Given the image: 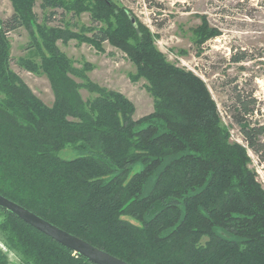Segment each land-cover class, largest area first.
Listing matches in <instances>:
<instances>
[{
	"label": "trees",
	"instance_id": "1",
	"mask_svg": "<svg viewBox=\"0 0 264 264\" xmlns=\"http://www.w3.org/2000/svg\"><path fill=\"white\" fill-rule=\"evenodd\" d=\"M9 1L12 15L0 18V193L131 264H264V185L249 152L262 155L264 126L251 123L253 93L232 99L229 117L243 142L235 141L204 78L171 62L119 0ZM59 10L63 18L89 13L92 34L70 20L50 25ZM19 27L40 56L19 64L48 77L52 105L11 67L8 33ZM221 33L203 16L195 42ZM71 39L124 52L136 65L131 79L147 81L153 111L134 118L130 98L89 78L90 64L78 69L58 45ZM64 149L78 155L64 157ZM0 217L2 242L18 264H96L6 208ZM7 261L0 249V264Z\"/></svg>",
	"mask_w": 264,
	"mask_h": 264
},
{
	"label": "rangeland",
	"instance_id": "2",
	"mask_svg": "<svg viewBox=\"0 0 264 264\" xmlns=\"http://www.w3.org/2000/svg\"><path fill=\"white\" fill-rule=\"evenodd\" d=\"M135 16L147 24L156 35V44L167 58L180 66L192 69L207 82L218 103L223 122L230 128L232 139L243 142L239 125L229 114L234 110L232 99L238 92L253 93L257 100L255 113L250 117L253 125L264 126V8L260 0H119ZM39 21L44 20L40 1L35 6ZM54 16L50 25H62L70 20L73 30L91 35L87 30L91 23L89 13L72 17L70 13L63 18L62 11ZM13 13L9 0H0V18L6 20ZM207 16L211 25L221 29V35L197 44L195 29ZM11 52V67L30 86L34 93L47 105L54 102V93L48 77L34 73L19 64L21 57L40 62L35 47L31 46L29 33L19 27L8 33ZM60 49L73 59L74 65L84 70L85 64L91 68L86 75L93 81L124 93L135 105L134 118L153 111L154 99L146 88L147 81L131 79L136 73V65L120 49L109 42L102 44L103 50L87 42L71 39L64 43L58 41ZM244 53L246 59L232 62L231 55ZM84 82L80 76H74ZM84 99L92 94L81 88ZM264 140V139H263ZM251 166L256 169L258 179L264 185V150L257 155L249 149ZM64 157H75L78 152L72 149L61 151ZM2 217H0V220ZM0 249L8 255L7 264H18L19 257L8 250L2 242L0 230Z\"/></svg>",
	"mask_w": 264,
	"mask_h": 264
},
{
	"label": "water",
	"instance_id": "3",
	"mask_svg": "<svg viewBox=\"0 0 264 264\" xmlns=\"http://www.w3.org/2000/svg\"><path fill=\"white\" fill-rule=\"evenodd\" d=\"M135 24V18H132ZM0 207L6 208L16 216L32 225L36 229L55 239L57 242L82 255L96 264H131L90 242L49 222L23 205L7 198L0 193Z\"/></svg>",
	"mask_w": 264,
	"mask_h": 264
}]
</instances>
